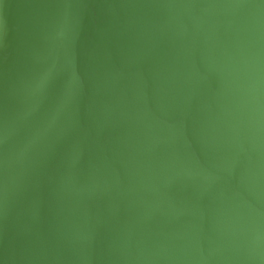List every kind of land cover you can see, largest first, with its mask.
<instances>
[{"label":"water","instance_id":"water-1","mask_svg":"<svg viewBox=\"0 0 264 264\" xmlns=\"http://www.w3.org/2000/svg\"><path fill=\"white\" fill-rule=\"evenodd\" d=\"M0 264H264V0H0Z\"/></svg>","mask_w":264,"mask_h":264}]
</instances>
